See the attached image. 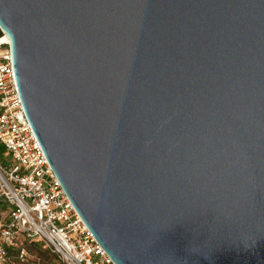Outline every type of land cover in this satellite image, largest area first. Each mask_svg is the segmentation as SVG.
Instances as JSON below:
<instances>
[{"label": "water", "instance_id": "1", "mask_svg": "<svg viewBox=\"0 0 264 264\" xmlns=\"http://www.w3.org/2000/svg\"><path fill=\"white\" fill-rule=\"evenodd\" d=\"M0 28L115 264H264V0H0Z\"/></svg>", "mask_w": 264, "mask_h": 264}, {"label": "built area", "instance_id": "2", "mask_svg": "<svg viewBox=\"0 0 264 264\" xmlns=\"http://www.w3.org/2000/svg\"><path fill=\"white\" fill-rule=\"evenodd\" d=\"M5 34L0 28V38ZM9 44H0V202L10 206L0 229V264H29L20 242L44 243L61 264H115L87 228L54 174L27 118Z\"/></svg>", "mask_w": 264, "mask_h": 264}, {"label": "rangeland", "instance_id": "3", "mask_svg": "<svg viewBox=\"0 0 264 264\" xmlns=\"http://www.w3.org/2000/svg\"><path fill=\"white\" fill-rule=\"evenodd\" d=\"M9 160V157H6L3 147L0 145V164H7ZM9 210L11 209L7 203L0 202V229L9 222ZM20 242L29 250L31 256L29 264H61L44 243L33 240L24 241L22 236H20Z\"/></svg>", "mask_w": 264, "mask_h": 264}, {"label": "bare ground", "instance_id": "4", "mask_svg": "<svg viewBox=\"0 0 264 264\" xmlns=\"http://www.w3.org/2000/svg\"><path fill=\"white\" fill-rule=\"evenodd\" d=\"M9 44L10 40L7 35H5L3 38H0V44Z\"/></svg>", "mask_w": 264, "mask_h": 264}, {"label": "trees", "instance_id": "5", "mask_svg": "<svg viewBox=\"0 0 264 264\" xmlns=\"http://www.w3.org/2000/svg\"><path fill=\"white\" fill-rule=\"evenodd\" d=\"M9 214H10V210H9Z\"/></svg>", "mask_w": 264, "mask_h": 264}]
</instances>
